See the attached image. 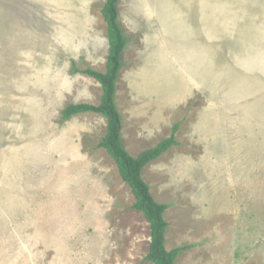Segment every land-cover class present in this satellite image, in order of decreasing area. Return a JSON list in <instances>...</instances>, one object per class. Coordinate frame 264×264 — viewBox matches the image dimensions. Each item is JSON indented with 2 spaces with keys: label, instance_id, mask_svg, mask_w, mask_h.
Listing matches in <instances>:
<instances>
[{
  "label": "rangeland",
  "instance_id": "obj_1",
  "mask_svg": "<svg viewBox=\"0 0 264 264\" xmlns=\"http://www.w3.org/2000/svg\"><path fill=\"white\" fill-rule=\"evenodd\" d=\"M107 0H0V264H153L106 150ZM123 144L177 146L143 178L175 264H264V0H120Z\"/></svg>",
  "mask_w": 264,
  "mask_h": 264
},
{
  "label": "trees",
  "instance_id": "obj_2",
  "mask_svg": "<svg viewBox=\"0 0 264 264\" xmlns=\"http://www.w3.org/2000/svg\"><path fill=\"white\" fill-rule=\"evenodd\" d=\"M120 0H107L102 10L103 17L108 25L109 55L107 71L105 73L93 69L78 70L83 74L97 80L102 88L103 95L99 105L81 103L70 104L63 111V119L86 113H96L105 116L108 120L106 136L101 140L99 148L107 153L115 161L120 176L135 196L133 208L143 213L151 227V242L149 253L145 257L147 262L153 264H175L179 255L190 246L179 247L168 251L166 248V232L168 222L164 215L168 205L158 203L152 193L149 184L143 178L144 168L167 153L172 147L177 146L176 133L179 126H174L170 137L160 142L154 148L148 149L138 157H133L124 147L122 141L123 119L116 105L117 82L123 67V53L127 40L119 23Z\"/></svg>",
  "mask_w": 264,
  "mask_h": 264
},
{
  "label": "crops",
  "instance_id": "obj_3",
  "mask_svg": "<svg viewBox=\"0 0 264 264\" xmlns=\"http://www.w3.org/2000/svg\"><path fill=\"white\" fill-rule=\"evenodd\" d=\"M120 112V111H119ZM121 114V113H120ZM123 119V118H122ZM124 130V129H123ZM123 135V134H122ZM122 141H123V136H122ZM159 144V143H158ZM158 144H156L155 146H157ZM124 145V144H123ZM155 146H153V148L155 147ZM125 147V146H124ZM151 149V148H150ZM127 150V149H126ZM107 152V151H106ZM129 152V151H128ZM145 152V151H144ZM131 154V153H130ZM142 154V153H141ZM141 154H139L138 156H140ZM132 155V154H131ZM138 156H135V157H138ZM134 157V156H133ZM144 171V170H143ZM166 248H167V246H166ZM176 248H179V247H176ZM175 248V249H176ZM168 250V249H167ZM171 250H173V249H170V250H168V251H171Z\"/></svg>",
  "mask_w": 264,
  "mask_h": 264
}]
</instances>
